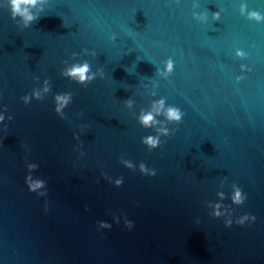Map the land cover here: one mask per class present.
Here are the masks:
<instances>
[{
	"label": "water",
	"instance_id": "obj_1",
	"mask_svg": "<svg viewBox=\"0 0 264 264\" xmlns=\"http://www.w3.org/2000/svg\"><path fill=\"white\" fill-rule=\"evenodd\" d=\"M254 10L264 15V0H37L24 28L0 0V264H264V21ZM85 62L103 78L66 74ZM33 91L41 98L25 104ZM161 99L181 122L143 126ZM147 135L163 143L150 150ZM27 175L44 185L29 191ZM245 214L255 220L237 224Z\"/></svg>",
	"mask_w": 264,
	"mask_h": 264
},
{
	"label": "clouds",
	"instance_id": "obj_2",
	"mask_svg": "<svg viewBox=\"0 0 264 264\" xmlns=\"http://www.w3.org/2000/svg\"><path fill=\"white\" fill-rule=\"evenodd\" d=\"M8 3L10 5V11H11L12 18L15 19L16 17H19L20 20L23 22L24 28L28 27L33 21L39 18V14H33L30 11V7H35L37 0H8ZM22 5H24L25 7H22ZM245 7H246L245 5H241L242 14L245 10ZM214 15L218 16L219 14L214 13ZM248 17L254 18L257 22L264 21V15H262L259 11L254 10V11L248 12ZM115 38L116 37L114 34L110 37V39L112 40H115ZM236 54L239 56L244 55V53L241 52L240 50H237ZM173 70H174V62L172 58L169 57V59L166 61L164 74L165 75L172 74ZM88 73H89V64L85 62L83 64L73 65L67 70L66 74L73 78L78 77L79 82L84 83V84H87L91 82L92 80H94L97 75L103 78V74H104L102 69L98 70L97 73H93L92 75H86ZM237 79H240V77H237ZM45 83L47 84V81H45ZM45 91H48L47 87L45 88ZM32 97L40 99L41 94L38 91H33L31 93V96L26 94L22 97V100L24 101L25 104H28ZM55 99L58 105L55 111L59 113L60 116L63 118V113L61 112V109H63L64 106L68 103L70 99V95L69 94L57 95ZM125 102L128 105H131L132 103L131 99H126ZM164 105H165V102L163 99H161L153 104V108L151 111H148L146 113L142 112L141 115L139 116V121L141 122V124L145 127H152L153 125L158 123V121L155 118L158 115H163L165 119H167L168 121L179 124L182 120L184 113L180 110V108L176 106H168L167 108H165ZM5 111H7L6 108H5ZM153 113H155V115ZM0 119H3V117L0 116ZM9 119H12V117L9 116ZM157 131L159 133H162L165 136H170L172 132L175 131V129H173L171 133L169 132V129L167 128H159ZM142 143L149 146L151 150V149L158 147L163 142L160 140L159 135H147L146 137H142ZM124 163L129 168L132 167V164L130 161H124ZM33 167H35V165L33 164L28 165V168H33ZM139 168H140L141 174H146L149 176H154L156 174L155 169L147 168L145 167L143 163H140ZM122 182H123V178L121 177L120 179L116 181V185L120 186ZM25 183L27 184L29 191L36 192L37 188L42 187L44 185V180L43 179L32 180V178L29 175H27L25 178ZM241 192L242 190L239 187H237L232 197V200L234 203L241 204L246 199L245 195L243 197L241 196ZM38 195L46 196L45 193H39ZM45 211H47V205L45 206ZM217 215H219V213H217ZM113 220L119 223V218H117L115 215H113ZM254 220H255V216L245 214L241 217V219L237 220L236 223L242 225L245 223V221H254ZM232 223L233 221L227 220L225 221V226L226 227L231 226ZM97 224H98V229L99 228L109 229L112 226L110 223L106 221H102V220L97 221ZM124 224L129 229L133 227V222L131 220H128L126 217L124 218Z\"/></svg>",
	"mask_w": 264,
	"mask_h": 264
}]
</instances>
